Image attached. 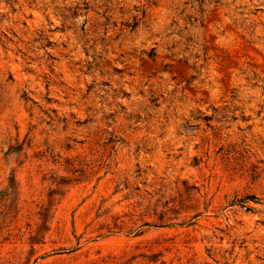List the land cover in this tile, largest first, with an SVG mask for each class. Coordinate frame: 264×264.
<instances>
[{"label": "rangeland", "instance_id": "obj_1", "mask_svg": "<svg viewBox=\"0 0 264 264\" xmlns=\"http://www.w3.org/2000/svg\"><path fill=\"white\" fill-rule=\"evenodd\" d=\"M0 264H264V0H0Z\"/></svg>", "mask_w": 264, "mask_h": 264}]
</instances>
